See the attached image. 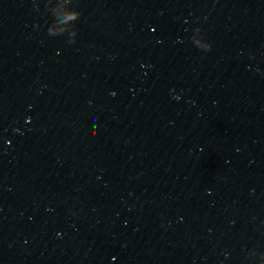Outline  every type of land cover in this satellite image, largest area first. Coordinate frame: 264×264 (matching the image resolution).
Listing matches in <instances>:
<instances>
[{
  "label": "water",
  "instance_id": "95a60500",
  "mask_svg": "<svg viewBox=\"0 0 264 264\" xmlns=\"http://www.w3.org/2000/svg\"><path fill=\"white\" fill-rule=\"evenodd\" d=\"M108 264H264V0H33Z\"/></svg>",
  "mask_w": 264,
  "mask_h": 264
}]
</instances>
